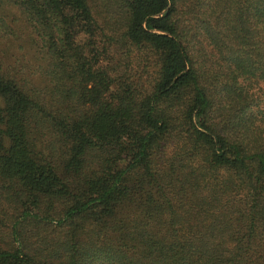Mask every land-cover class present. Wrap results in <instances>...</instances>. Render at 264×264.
Segmentation results:
<instances>
[{"label":"trees","instance_id":"16d2710c","mask_svg":"<svg viewBox=\"0 0 264 264\" xmlns=\"http://www.w3.org/2000/svg\"><path fill=\"white\" fill-rule=\"evenodd\" d=\"M4 7L0 264H264V0Z\"/></svg>","mask_w":264,"mask_h":264},{"label":"rangeland","instance_id":"374dc122","mask_svg":"<svg viewBox=\"0 0 264 264\" xmlns=\"http://www.w3.org/2000/svg\"><path fill=\"white\" fill-rule=\"evenodd\" d=\"M4 11L0 13L7 25L11 27V29L14 31L15 37L13 40L11 39H5L4 43L1 44V49L4 50L6 53V56L9 61H16L18 60L17 68L25 64V61L30 56V49L27 46V42L25 40L24 35L17 32V29L19 30V18L18 15L11 9H6L4 7ZM18 46H21L22 49H19ZM25 72V71H24ZM26 73V72H25ZM34 230L33 228H27L26 230ZM2 231H0V236ZM4 232V231H3ZM31 233H29L30 235Z\"/></svg>","mask_w":264,"mask_h":264}]
</instances>
